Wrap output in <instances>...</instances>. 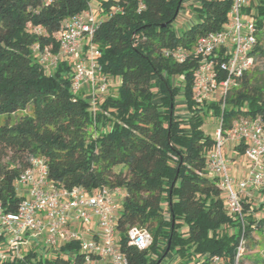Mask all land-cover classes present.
Listing matches in <instances>:
<instances>
[{
  "label": "trees",
  "instance_id": "trees-1",
  "mask_svg": "<svg viewBox=\"0 0 264 264\" xmlns=\"http://www.w3.org/2000/svg\"><path fill=\"white\" fill-rule=\"evenodd\" d=\"M184 2L100 0L98 13L105 16L97 15V60L102 74L120 80L93 111L82 92L71 90L70 59L47 70L33 50L38 45L56 51V32L87 9L89 0H0V115L22 111L14 123L0 125L3 211H17L22 197L15 179L31 157L43 156L48 177L58 186L122 191L116 230L128 264H167L170 254L177 264H210L214 255L224 264H264V256L250 252L252 233L264 227V216H256L261 203L255 208L253 196L243 198L242 220L227 209L218 177L208 170L215 138L202 129L206 114L219 117L221 135L240 117L264 122V87L255 78L264 59V0L244 9L257 28L255 64L228 90L223 108L220 98H193L198 60L192 51L198 37L229 22L231 0H195L190 4L194 21L178 32L174 22ZM177 47L190 54L183 62L164 55ZM179 96L183 116L176 112ZM234 145L243 152V143ZM132 226L149 231L148 248L128 244ZM241 239L243 251L236 258ZM0 264L84 261L79 242L71 240L55 253L30 248L22 258Z\"/></svg>",
  "mask_w": 264,
  "mask_h": 264
},
{
  "label": "built area",
  "instance_id": "built-area-1",
  "mask_svg": "<svg viewBox=\"0 0 264 264\" xmlns=\"http://www.w3.org/2000/svg\"><path fill=\"white\" fill-rule=\"evenodd\" d=\"M50 1L45 0V4ZM256 2L231 0L229 22L225 27L196 39L192 51L198 60L193 83L195 101L220 98L223 108L228 90L254 66L252 51L257 28L252 17L244 14V9L252 8ZM96 28L97 16L88 4L87 9L65 20L56 32V51L50 46L33 47L38 63L47 70H52L62 59H70L73 66L71 90L82 92L93 111L111 86L97 60L99 53L93 43ZM33 31L38 33L41 29L35 27ZM164 55L183 62L190 54L177 47L164 50ZM220 122L214 147L208 155V170L218 177L227 209L242 220L243 198L264 192V122L258 116L240 117L222 135ZM225 141L244 144L248 170L236 181L230 175V159L222 152ZM15 189L22 197L17 211L5 212L0 203V240H6L4 248L0 245V260L20 259L30 248L41 252L57 250L60 245L74 240L80 244L84 264H128L119 250L116 230L120 208L116 200L123 197L119 188L102 186L89 192L81 186L70 189L58 186L48 177L45 158L33 156L29 166L15 179ZM127 236L128 244L139 250L148 248L152 242L149 231L139 226L130 227ZM243 243L241 239L236 258L243 251ZM210 264L224 263L220 256L214 255Z\"/></svg>",
  "mask_w": 264,
  "mask_h": 264
},
{
  "label": "rangeland",
  "instance_id": "rangeland-1",
  "mask_svg": "<svg viewBox=\"0 0 264 264\" xmlns=\"http://www.w3.org/2000/svg\"><path fill=\"white\" fill-rule=\"evenodd\" d=\"M100 0H89V4L92 8V11L96 14V16L100 15L101 17H104V13H98V4ZM195 0H185V2L182 5V9L179 12L175 22L174 27L178 30V32H181L182 29H185L188 27L193 21H194V15L192 11L190 10V4H193ZM181 30V31H180ZM255 78L257 80V84L264 87V59H260L255 67ZM119 76H110L109 82L112 86L111 89H109L111 92H115L118 89L119 86ZM178 104L176 108V112L180 114V116H183L185 114V108L182 104V97H178ZM26 112L29 113V110H26ZM22 114V111H18L16 115H0V125L4 124L5 122H8L10 124L14 123L15 120L18 118V116ZM219 127V117L212 115V114H206L203 118V125L202 129L205 133L211 135L212 137H216L215 131ZM229 141H225L222 145V152L224 156H228V148H229ZM264 194V193H263ZM117 205L121 207L122 205V198L116 200ZM261 203V204H260ZM255 208H257L260 204V207L256 211L257 218L264 216V197L261 199V201H258L255 199L254 201ZM250 241L254 244L253 249L250 252H258L262 256H264V227L262 232L254 231L252 233V237ZM167 264H177L176 262V256L170 254L166 258ZM165 260L162 263H165ZM245 264H250L249 261L245 262Z\"/></svg>",
  "mask_w": 264,
  "mask_h": 264
},
{
  "label": "crops",
  "instance_id": "crops-1",
  "mask_svg": "<svg viewBox=\"0 0 264 264\" xmlns=\"http://www.w3.org/2000/svg\"><path fill=\"white\" fill-rule=\"evenodd\" d=\"M230 142V141H229ZM234 143L230 142L229 143V150H228V156L226 155L227 158L230 159V175L233 177V179L236 181L239 178H241L244 174L247 173L248 170V161L246 157L244 156L243 152L239 153L237 149H234ZM253 197L258 200L262 199L264 195L262 193H255L253 194ZM92 227L95 228V225L93 224ZM6 240L2 238L0 240V245L2 248L5 247ZM31 246L32 243L30 244ZM39 249V248H38ZM57 250H50L49 253H55Z\"/></svg>",
  "mask_w": 264,
  "mask_h": 264
},
{
  "label": "water",
  "instance_id": "water-1",
  "mask_svg": "<svg viewBox=\"0 0 264 264\" xmlns=\"http://www.w3.org/2000/svg\"><path fill=\"white\" fill-rule=\"evenodd\" d=\"M168 250V248L166 249V251Z\"/></svg>",
  "mask_w": 264,
  "mask_h": 264
}]
</instances>
